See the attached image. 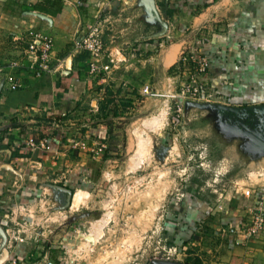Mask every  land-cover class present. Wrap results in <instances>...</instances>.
<instances>
[{"label":"crops","instance_id":"0c3cea01","mask_svg":"<svg viewBox=\"0 0 264 264\" xmlns=\"http://www.w3.org/2000/svg\"><path fill=\"white\" fill-rule=\"evenodd\" d=\"M4 3L1 56L11 48L10 34L41 24L38 30L53 37L55 68L40 77L21 73L16 91L7 90L0 76V264H12V259L15 264H42L45 252L53 259V248L69 245V221L78 226L75 217L91 212L100 176L112 167L108 138L121 123L126 129L121 119L134 120L132 126L167 112L173 101L168 95L181 77L170 70L183 49H196L206 58L203 79L210 97L238 106L264 102V0H64L59 13L40 15L42 20L31 16L35 11L10 12ZM101 8H108V14H99ZM156 16L161 27L155 29L149 22ZM97 19L104 24L106 51L120 61L106 77L89 80L87 53L62 64L84 24ZM106 27L113 33L105 32ZM144 84L162 95H142ZM53 118H61L60 128L52 125ZM144 127L153 131L161 126ZM81 132L104 143L103 154L74 149L71 141ZM42 137L53 140L45 148H30L29 140ZM78 192L83 197L77 199L79 208L74 206ZM19 205L26 207L21 212L27 222L24 240L9 241L6 229L15 227L11 210ZM235 237L230 235L224 253L207 264H264V241ZM70 262L65 258L61 263Z\"/></svg>","mask_w":264,"mask_h":264},{"label":"rangeland","instance_id":"374dc122","mask_svg":"<svg viewBox=\"0 0 264 264\" xmlns=\"http://www.w3.org/2000/svg\"><path fill=\"white\" fill-rule=\"evenodd\" d=\"M0 1L18 14L35 2ZM30 11L39 20L46 15ZM108 12L101 8L99 14ZM156 17L149 22L155 29L161 27ZM105 32L113 33L107 27ZM191 74L179 72L173 94H180ZM199 78L201 94L177 96L161 119L149 116L132 126L134 120H120L126 129L121 123L108 138L112 167L100 176L96 204L75 217L78 226L69 219V245L53 248L56 264L65 258L68 264H207L224 253L230 235L264 241V102L238 106L210 97ZM157 124L153 131L144 127ZM246 188L250 196L242 193ZM75 197L78 207L81 192ZM259 212L263 222L257 226Z\"/></svg>","mask_w":264,"mask_h":264},{"label":"built area","instance_id":"2783aa9c","mask_svg":"<svg viewBox=\"0 0 264 264\" xmlns=\"http://www.w3.org/2000/svg\"><path fill=\"white\" fill-rule=\"evenodd\" d=\"M103 30L104 24L100 19L87 25L82 31V34L73 40L69 56L63 60L62 65L69 64L71 62L70 59L78 53H87V73L89 80L98 77L104 78L106 74L119 67L118 62L120 59H115L106 51L102 40ZM10 42L11 48L6 54L0 56V76H2L7 90L15 91L20 88V74L23 72L29 73L34 77H40L54 70L55 67L52 66L54 56L53 37L50 34L29 27L19 33L10 34ZM194 51L198 53L195 54ZM180 59L183 62L182 71L184 74H190L191 71H193V74H191L189 82L182 87L180 94L168 95L173 100L180 95L201 94L202 90L200 83H198L200 79L199 75L202 76L203 71L207 68L206 58L196 49L190 51L189 55L186 49H183ZM190 61L193 63L192 66H188V62ZM141 94L152 98H157L162 95L160 92L152 89L148 84H144L141 89ZM52 125L60 128L61 118H53ZM49 142V138L42 137L36 141L29 140L28 143L30 148H45ZM71 145L74 149L91 156L103 154L106 148L104 143L96 144L89 140L88 136L82 132L78 133L77 137L71 141ZM242 193L245 196H250L251 190L246 188ZM25 210L26 207L24 205L12 208L11 217L14 219L15 227L6 229L9 241L16 240L22 242L24 240V226L27 222L21 217V212ZM260 215H262L261 212H259V216L256 219L257 226H260L263 222V217ZM4 250L7 253L9 247H4ZM11 262L15 264L16 260L12 259ZM42 264H55V261L45 252Z\"/></svg>","mask_w":264,"mask_h":264},{"label":"trees","instance_id":"16d2710c","mask_svg":"<svg viewBox=\"0 0 264 264\" xmlns=\"http://www.w3.org/2000/svg\"><path fill=\"white\" fill-rule=\"evenodd\" d=\"M17 6L22 4V2H19V1H16V0H12ZM63 4V0H36L35 2L33 3H30V7H27V9H30V10H36V11H39V12H42V13H45V14H50V15H55L57 13L60 12V8ZM6 9V7H5ZM186 52L187 54L189 55L190 54V50H187L186 49ZM198 52L196 51L195 54H197ZM192 62H188V66H192ZM182 67H183V62L182 60L180 59L178 62H177V65L175 67H171V70L170 72L173 70H177L178 72L181 73L182 71ZM207 72V68L205 69V71H203V74L202 76L204 77L205 74ZM16 91V90H15ZM109 101H112L109 100ZM112 115L115 114V111H111ZM51 140H53L52 138H50Z\"/></svg>","mask_w":264,"mask_h":264},{"label":"water","instance_id":"95a60500","mask_svg":"<svg viewBox=\"0 0 264 264\" xmlns=\"http://www.w3.org/2000/svg\"><path fill=\"white\" fill-rule=\"evenodd\" d=\"M257 108H259V106L257 107ZM3 251L6 253V251L3 249ZM162 264H170V262H162Z\"/></svg>","mask_w":264,"mask_h":264}]
</instances>
